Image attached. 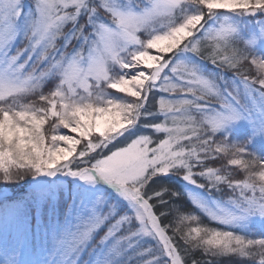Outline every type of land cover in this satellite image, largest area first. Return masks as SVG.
<instances>
[{
  "label": "snow or ice",
  "instance_id": "snow-or-ice-1",
  "mask_svg": "<svg viewBox=\"0 0 264 264\" xmlns=\"http://www.w3.org/2000/svg\"><path fill=\"white\" fill-rule=\"evenodd\" d=\"M225 258L264 264V0H0V264Z\"/></svg>",
  "mask_w": 264,
  "mask_h": 264
},
{
  "label": "trees",
  "instance_id": "trees-1",
  "mask_svg": "<svg viewBox=\"0 0 264 264\" xmlns=\"http://www.w3.org/2000/svg\"><path fill=\"white\" fill-rule=\"evenodd\" d=\"M234 178L237 179L238 175L234 174ZM184 203H185V207H190L189 205H187L186 201ZM204 223L205 224H209L210 222L207 220V218H204ZM210 226L215 227L216 225L215 224H210ZM196 255L199 256V253H197ZM224 264H228V259L227 258L224 259Z\"/></svg>",
  "mask_w": 264,
  "mask_h": 264
},
{
  "label": "rangeland",
  "instance_id": "rangeland-1",
  "mask_svg": "<svg viewBox=\"0 0 264 264\" xmlns=\"http://www.w3.org/2000/svg\"><path fill=\"white\" fill-rule=\"evenodd\" d=\"M249 66L248 65H245V68H248ZM250 70V72H252V74H254V71H252L251 69H249ZM46 91H47V89H45ZM233 172H234V174H237L238 175V178L237 179H240V178H242V173H240L237 169H233L232 170ZM146 259H147V257H146Z\"/></svg>",
  "mask_w": 264,
  "mask_h": 264
}]
</instances>
